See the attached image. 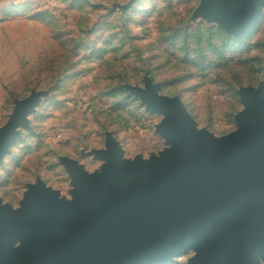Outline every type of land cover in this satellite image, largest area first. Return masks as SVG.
Instances as JSON below:
<instances>
[{
  "label": "rangeland",
  "instance_id": "1",
  "mask_svg": "<svg viewBox=\"0 0 264 264\" xmlns=\"http://www.w3.org/2000/svg\"><path fill=\"white\" fill-rule=\"evenodd\" d=\"M200 3L0 0V129L15 101L39 97L0 166L3 205L20 209L38 181L71 200L61 158L99 174L104 162L95 151L106 149L109 135L128 160L168 148L157 131L164 115L135 94L146 79L160 96L179 98L198 129L216 138L238 130L241 89L264 83V8L238 37L198 13Z\"/></svg>",
  "mask_w": 264,
  "mask_h": 264
},
{
  "label": "water",
  "instance_id": "2",
  "mask_svg": "<svg viewBox=\"0 0 264 264\" xmlns=\"http://www.w3.org/2000/svg\"><path fill=\"white\" fill-rule=\"evenodd\" d=\"M263 8L264 0H201L197 11L240 37ZM135 94L164 115L157 131L169 147L128 160L109 135L95 151L99 174L61 158L71 200L42 181L20 209L0 200V264H173L191 250L190 264H264V83L241 89L246 110L222 138L198 129L151 80ZM38 103L37 95L15 101L0 129V166Z\"/></svg>",
  "mask_w": 264,
  "mask_h": 264
}]
</instances>
